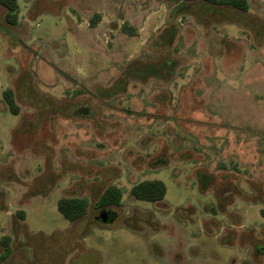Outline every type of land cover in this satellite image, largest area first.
Returning <instances> with one entry per match:
<instances>
[{
  "label": "rangeland",
  "instance_id": "1",
  "mask_svg": "<svg viewBox=\"0 0 264 264\" xmlns=\"http://www.w3.org/2000/svg\"><path fill=\"white\" fill-rule=\"evenodd\" d=\"M248 2L17 0L14 26L0 6V264H264V0ZM144 180L162 201L130 196ZM109 185L124 194L103 224ZM72 197L89 204L74 223Z\"/></svg>",
  "mask_w": 264,
  "mask_h": 264
},
{
  "label": "trees",
  "instance_id": "2",
  "mask_svg": "<svg viewBox=\"0 0 264 264\" xmlns=\"http://www.w3.org/2000/svg\"><path fill=\"white\" fill-rule=\"evenodd\" d=\"M187 2H203L213 6H224L232 9L247 12L249 9L248 0H186ZM6 13L4 15V22L7 25L14 26L18 22L19 7L17 0H0ZM99 20V15L95 14L90 19V25L94 27ZM125 26H123V30ZM132 34V33H130ZM3 98L6 101L9 109L16 113V107L13 102L12 92L6 90L3 93ZM166 193L165 185L159 180H144L134 184L130 189V196L143 202H160L164 199ZM123 190L115 185L107 186L99 195L94 203V209L103 211L119 208L122 203ZM88 200L85 197L60 198L57 201V210L67 221L74 223L82 219L88 210ZM1 245L3 247L0 255V262H3L10 254L9 238L2 237Z\"/></svg>",
  "mask_w": 264,
  "mask_h": 264
},
{
  "label": "water",
  "instance_id": "3",
  "mask_svg": "<svg viewBox=\"0 0 264 264\" xmlns=\"http://www.w3.org/2000/svg\"><path fill=\"white\" fill-rule=\"evenodd\" d=\"M100 223H109L114 219V214L111 211H100L98 216L95 218Z\"/></svg>",
  "mask_w": 264,
  "mask_h": 264
},
{
  "label": "flooded vegetation",
  "instance_id": "4",
  "mask_svg": "<svg viewBox=\"0 0 264 264\" xmlns=\"http://www.w3.org/2000/svg\"><path fill=\"white\" fill-rule=\"evenodd\" d=\"M105 211H110V210H107V209H106ZM111 212H112V211H111ZM113 214H114V219H115V213H113ZM114 219H113V220H114ZM95 220H96V219H95ZM113 220H112V221H113ZM96 221H97V220H96Z\"/></svg>",
  "mask_w": 264,
  "mask_h": 264
}]
</instances>
